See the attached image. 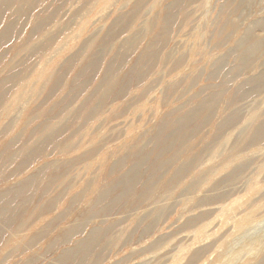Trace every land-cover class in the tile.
I'll use <instances>...</instances> for the list:
<instances>
[{
	"label": "rangeland",
	"instance_id": "rangeland-1",
	"mask_svg": "<svg viewBox=\"0 0 264 264\" xmlns=\"http://www.w3.org/2000/svg\"><path fill=\"white\" fill-rule=\"evenodd\" d=\"M118 57L121 90L108 89L102 108L94 99L95 115L79 122ZM60 100V117L72 102L73 129L56 121L62 134L48 147L28 135L33 150L0 169V264H76L69 255L92 234L97 256L79 264L263 261L264 0H0V149L37 130L43 119L27 116ZM173 115L189 119L184 143L165 166L142 165L153 172L149 196L115 195L120 173L108 166L147 144L165 147L162 131L181 123ZM61 137L83 141L51 187L45 171L58 166ZM125 161L121 173L132 167Z\"/></svg>",
	"mask_w": 264,
	"mask_h": 264
},
{
	"label": "bare ground",
	"instance_id": "bare-ground-1",
	"mask_svg": "<svg viewBox=\"0 0 264 264\" xmlns=\"http://www.w3.org/2000/svg\"><path fill=\"white\" fill-rule=\"evenodd\" d=\"M10 7L11 8H10L9 12L11 14L17 12V10H16L17 8L12 7V6H10ZM164 18L166 19L167 15ZM161 21H163V19L158 16V17H156V22L155 21H153V22L156 24V23L161 22ZM162 27H163V23H162ZM109 37H110V35H109ZM111 39H113V37ZM103 45H105V44H103ZM87 57L90 58V56H87ZM92 57H95V56H92ZM92 57H91V59H87L86 58L87 60L86 59L84 60L83 69H82L83 72H85L87 70L90 71L89 69H91V66L94 63V60H93L94 58H92ZM123 60H124V58L118 57L113 62H111L109 64H106V67L103 69V73H102V75L99 78V81H98V83L100 82L99 85L97 84L96 87L94 88V90H92V92H91V93L94 92V94H93L94 97L92 96L93 98H91L90 100H88L86 102H83L82 107L80 108V110H78L77 119H78L79 122H81L82 120H85V119H89V117L92 115V112L89 111V110H91V109L96 107V102L93 101L94 99L97 101V105H98L96 108H102V105L105 104L103 97L106 95L105 93L107 92L108 89H110L112 87H115V93L116 92L118 93L119 90H121V87H122L121 86V83H122L121 80H122V78L120 76L121 75L125 76V74H126V73H124V71H122V67L120 68V64H121V62ZM101 61H99V62H101ZM130 62L131 61L128 62V65L126 66V69L127 68H131L132 65L134 66L136 64L135 62H133V64L130 67H128ZM103 63H104V61H103ZM99 64H97V65H99ZM47 70H49V69H47ZM48 72L46 74H48ZM60 76H58V77L60 78ZM76 78H75L76 82H74L73 85L72 86L70 85V86H71V88L72 87L74 88L73 90L77 91V89H79L78 86L80 85V82H78L79 79H76ZM84 78H83V80H84ZM55 80L57 81L58 79H55ZM51 82L52 81H50V83ZM61 82H62V80H61ZM61 82H60V85H61ZM51 86H53V83L51 84ZM51 86H49V88ZM61 86L63 87V85H61ZM70 86H68V87H70ZM82 86H83V84H82ZM54 87L56 88L55 84H54L53 88ZM71 88H70L69 91L72 92ZM50 89H49V91H50ZM108 98L109 97L106 96L105 97V101H107ZM113 98L114 97H112V99ZM68 101H67V103H68ZM61 102H62V100H60L56 105L51 106L49 109H45V110L44 109L43 110H38L37 109L36 111L31 113L29 116H27V119L25 121H27L29 125H31L35 121V119H37V118H42L43 122L38 127V129L35 130V131L33 129L30 130V128H28L26 131H24V133H22V135L19 137V141L18 142H15V141L8 142V143H6L5 145H3L1 147V149H0V169L2 168V164L5 163V161L7 159L12 158V157L17 156V155H18L17 158L22 156L21 159H23V157H24V155L26 153L31 152L33 150L34 147L32 145L24 143V139L27 138L28 135H34L37 139H41V141H43L48 147L50 141L52 140V138H53V136L55 134H58V133L62 134V132H61L62 129L57 130V131H52V125L56 121L65 118V120H67L66 127L67 128L68 127H70V128L74 127V123L72 121H69V117L72 114H71V110H69V108H70L69 106L70 105L68 106V104L71 101H69L68 104L65 102L64 108H66V109H64L65 112H63L64 113L63 117L58 116L59 115L58 111H59V107H60ZM67 107H69V108H67ZM94 115L95 114H93L91 117H93ZM97 116H98V114H97ZM177 117H179V116H174V115L170 116V119H171L172 123L176 121L174 123L175 125L178 122V120H179V123L181 122L179 126L177 125V129L175 127V130H174V127H173V129L171 128L172 130H167V131L164 130V131H162L164 133L161 136V138H163V139H165L167 141L165 147L158 148L156 146V144H155L154 147H150L147 144L146 146H144V147L142 146L139 149L135 150L134 152L129 154L127 157H124L123 159H121L120 162L117 165L108 166V168H107L108 171H110V172L118 171L120 173L118 178H117V175H116L115 178H112L113 181L111 180V182H112L111 188H112V190L115 191V195L117 193H123V194H129V195H137L136 198H142V197H145V196H149L150 189L147 190L144 194H142V191H143V188H144L143 186H146L147 188H149L150 187L149 185L152 184L153 172H151V171H143L141 169V167L145 163H147V164L149 163L151 165L155 164V163H157V165L158 164H164V166H165V163L167 162V160L172 158L173 155L175 154L174 149L175 148L178 149L180 146H182V144L184 142L181 141L182 137H180V134H181L182 130L185 133V129H183L184 123H186V120H189V119H186L184 117L183 118H177ZM77 124H78V122H77ZM259 127L261 129L258 128L257 132L259 134H261L262 136H264V124L260 125ZM74 130H75V128H74ZM186 130H188V129H186ZM81 138H79V139L77 138L78 140L75 139L72 142V139L66 140V139L61 137L58 141H55L56 146L59 148L58 151L60 152V154H59L60 156H58V158L56 160L57 163H58V166L55 167V169H51V170L45 171L46 174H48V176L51 177V179L49 180V184L51 185V187H53L52 184H53V182H55L56 178L60 177V180H61V181L57 180V181H59V183L57 185H60L65 180V179L64 180H62V179L64 178V176H66L68 174V170H64L63 167L60 166V164L61 163H67L70 160L69 159L71 157L70 152H71L72 148L74 147V144H78V143L80 144L83 141V140H81ZM184 138L185 137H183V139ZM45 150H46V148H43V151H45ZM37 154H41V153L37 152ZM126 158L129 159L132 162L131 163L132 167L129 168L127 171L121 173V171H122L121 168H123V166L125 168V165H126L125 162H128V161H125ZM45 172H44V175L46 176ZM4 174H5L4 170H1L0 171V178L3 177ZM108 185H110V183H108ZM50 190H51L50 188H47L44 191V194H47ZM4 194L5 193H3V194L0 193V196H4ZM41 194H43V193H41ZM106 198H107V194L105 196L101 197L99 200H103V199H106ZM30 205H31V203L27 204V205H24L23 208L31 207ZM30 210L31 209H29L28 211H30ZM28 217L29 218H31V217H36L37 218L38 214L35 213L33 210H31V212L28 213ZM2 221L10 223L9 219H4ZM97 235H99V234H97ZM91 236H93L92 239H91V245H89L87 242H84L82 245H78V246H81V248L77 251V253H71V255H69V256L72 257L71 260L74 261L76 264H79L80 260H82L84 257H89L91 255L90 258H93V257L97 256V255H94V250H95V244H94L95 243V237H94V234H92ZM105 237L106 236H104V238ZM260 264H264V258H263V261Z\"/></svg>",
	"mask_w": 264,
	"mask_h": 264
}]
</instances>
